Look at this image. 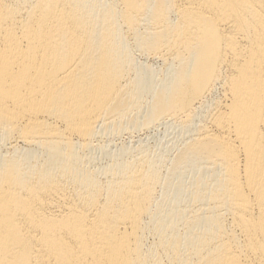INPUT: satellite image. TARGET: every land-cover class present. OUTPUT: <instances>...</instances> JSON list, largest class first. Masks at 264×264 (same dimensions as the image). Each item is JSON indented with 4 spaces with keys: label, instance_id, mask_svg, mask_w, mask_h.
Here are the masks:
<instances>
[{
    "label": "bare ground",
    "instance_id": "1",
    "mask_svg": "<svg viewBox=\"0 0 264 264\" xmlns=\"http://www.w3.org/2000/svg\"><path fill=\"white\" fill-rule=\"evenodd\" d=\"M0 264H264V0H0Z\"/></svg>",
    "mask_w": 264,
    "mask_h": 264
},
{
    "label": "rangeland",
    "instance_id": "2",
    "mask_svg": "<svg viewBox=\"0 0 264 264\" xmlns=\"http://www.w3.org/2000/svg\"><path fill=\"white\" fill-rule=\"evenodd\" d=\"M146 57H143V56H141V60H146L145 59ZM148 60H151V61H148ZM147 61L148 62H151L152 64H154V67H155V69H159V68H161L160 66H163L162 64H161V62L159 61V60H157V59H152V58H149ZM158 61V62H157ZM157 62V63H156ZM176 132V135H178L177 134V131L176 130H171L170 128H168V126L167 125H158V126H155V127H153V128H151L150 130H148V131H141V132H137V134L136 133H134L133 134V138H132V136H126V135H124V137L122 136L121 138H118V142H117V144H119L118 146H120V147H123V146H127V147H129V146H132V147H138V146H140L142 143L143 144H145V145H147V146H149L150 148H152V149H162V148H160L161 147V145L163 144V146L164 145H166V143H167V141L168 142H170V143H167V145L168 144H172V142L174 143V141H176V139H177V136L175 135V133L174 132ZM174 134V135H173ZM135 135V136H134ZM139 135V136H138ZM126 137V138H125ZM130 137V138H129ZM142 137V138H141ZM134 139V140H133ZM173 139V140H172ZM129 140H131V141H129ZM142 140V141H141ZM163 140V141H162ZM172 140V141H171ZM132 141H133V143H132ZM126 143V144H125ZM122 144H124V145H122ZM122 145V146H121ZM166 145V146H167ZM120 147H118V148H120ZM165 149V148H164ZM163 150V149H162Z\"/></svg>",
    "mask_w": 264,
    "mask_h": 264
}]
</instances>
